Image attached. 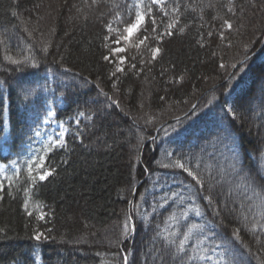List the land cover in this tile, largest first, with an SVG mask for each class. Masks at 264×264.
Wrapping results in <instances>:
<instances>
[{"label":"trees","instance_id":"16d2710c","mask_svg":"<svg viewBox=\"0 0 264 264\" xmlns=\"http://www.w3.org/2000/svg\"><path fill=\"white\" fill-rule=\"evenodd\" d=\"M49 2L0 0V264H264V0Z\"/></svg>","mask_w":264,"mask_h":264},{"label":"snow or ice","instance_id":"6c2138e0","mask_svg":"<svg viewBox=\"0 0 264 264\" xmlns=\"http://www.w3.org/2000/svg\"><path fill=\"white\" fill-rule=\"evenodd\" d=\"M158 2H162V0H152V3H158ZM145 13H141V12H136L135 14V21L129 23L125 28H124V32L128 33L129 35L134 34L135 32L140 30V27L144 24L145 21ZM153 23H155V21H153ZM229 28H231V25H228ZM111 31V28L109 29ZM124 38V37H121ZM144 39H147V37H145ZM141 43H143V40L140 41ZM0 43H2V41H0ZM115 43L119 44V39L115 41ZM116 52H123L124 49L123 48H117L115 49ZM157 52L159 51L158 49L156 50ZM6 59H8L11 63H19V61L13 60L12 57L10 56H6ZM105 59L107 60L108 57H105ZM121 63H123V60H121ZM35 66V65H33ZM117 71H122V69L118 68ZM49 115H55V113L53 112H49ZM82 114V113H81ZM235 118V116H234ZM38 135V133H37ZM52 146H60V147H65V142L60 139L58 141L53 142ZM46 147V151L44 155H37L35 160H32L29 162L28 164V168H27V172H28V179L35 184L37 178L40 181L45 180L49 175H51V170H48L45 168V156L47 155V149L48 146ZM163 167L167 168V167H172V168H178L181 169L184 173L187 174L188 177L191 178L192 181L195 182L196 185H199L201 190L203 189V185H204V181L202 179V177L195 171H193L191 168H189L185 163L181 162L180 160L175 161V163L173 164H164ZM33 172H35V175H33ZM17 177L19 176V170H17L16 173ZM9 179V183L11 184V178H7ZM245 187H247V185H245ZM3 189V184H0V190ZM253 195H255L259 201L261 205H264V195H261V193L253 191ZM205 199H207L208 203L211 205L212 204V198L211 196H207L205 197ZM28 208V200H25V210L27 211ZM199 210H197V215H199ZM218 214V213H217ZM29 215H31V213L29 212ZM40 219H43V215H41L39 217ZM171 219H175V216H172ZM197 225H192L191 227H189L187 229V231L183 234V239L179 241L178 244L175 245L176 247V253L177 254H181L185 251V247L187 242L190 240L191 238V234L193 233V231L197 228ZM132 231H134V228L131 229ZM128 231H129V225L126 223L125 224V233L124 235L127 236L128 235ZM42 234L41 233H36L35 236L33 237L35 240L39 241L41 239ZM233 236L236 239H239V231L235 230L233 232ZM165 240H167V237L164 238ZM169 244H175L174 241H168ZM225 251H228L227 246L225 245ZM203 259L204 257H198L197 254H193L192 256L189 257V260H194V259ZM125 264H127V257H125ZM214 264H231V262L227 259H225V257L223 256V254H221V258L217 261L214 262Z\"/></svg>","mask_w":264,"mask_h":264},{"label":"rangeland","instance_id":"374dc122","mask_svg":"<svg viewBox=\"0 0 264 264\" xmlns=\"http://www.w3.org/2000/svg\"><path fill=\"white\" fill-rule=\"evenodd\" d=\"M50 1L51 2H49V4L55 3V0H50ZM49 117H51V115ZM48 123H49V120L46 122V124H48ZM63 135H64V127L58 123L53 122V124H51V126H49V128H48V132L44 136V141H46L47 143H52V142H55V141L62 139ZM219 194L222 195L223 192L219 191Z\"/></svg>","mask_w":264,"mask_h":264},{"label":"water","instance_id":"95a60500","mask_svg":"<svg viewBox=\"0 0 264 264\" xmlns=\"http://www.w3.org/2000/svg\"><path fill=\"white\" fill-rule=\"evenodd\" d=\"M243 61H244V60H243ZM243 61H242V62H243Z\"/></svg>","mask_w":264,"mask_h":264}]
</instances>
